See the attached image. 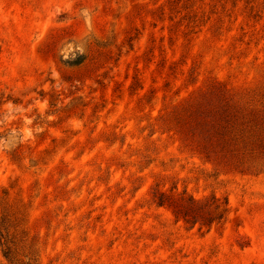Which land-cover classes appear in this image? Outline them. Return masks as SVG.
I'll use <instances>...</instances> for the list:
<instances>
[{
	"label": "rangeland",
	"instance_id": "1",
	"mask_svg": "<svg viewBox=\"0 0 264 264\" xmlns=\"http://www.w3.org/2000/svg\"><path fill=\"white\" fill-rule=\"evenodd\" d=\"M6 209L32 264H264V0H0Z\"/></svg>",
	"mask_w": 264,
	"mask_h": 264
},
{
	"label": "trees",
	"instance_id": "2",
	"mask_svg": "<svg viewBox=\"0 0 264 264\" xmlns=\"http://www.w3.org/2000/svg\"><path fill=\"white\" fill-rule=\"evenodd\" d=\"M85 57L82 55H77L75 58H70L65 61V64L68 66H80L84 63ZM212 146V145H211ZM200 153L205 156V158L210 159V152L209 148L207 146H201L200 145ZM226 149L225 146H221V151L223 152ZM216 153V151H213ZM227 152L232 153L233 150H227ZM166 204L165 196L161 195V197L158 200V205L162 206ZM171 206L172 204L169 203ZM224 205H227V202H225ZM220 209V205L216 206V210ZM179 214V212H176ZM18 215H20L16 221L17 223L14 225L12 224V218L11 214L6 210L3 211L2 215L0 216V247L2 249L3 256L8 261L9 264H22L21 258H20V251L21 248H28L29 252L27 254V258L29 259L28 264H32L37 261V253L35 244L33 243V240L29 238L28 233L22 228V216L23 213L20 211L17 212ZM179 216V215H178ZM224 217L223 213H219L216 217H211L209 220H207L210 224L213 223L215 220L221 221ZM183 218L187 220V222H190L189 214L184 213Z\"/></svg>",
	"mask_w": 264,
	"mask_h": 264
}]
</instances>
